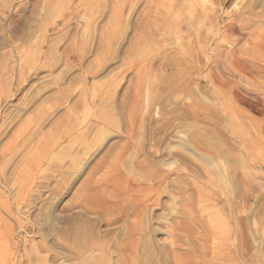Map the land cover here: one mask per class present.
Listing matches in <instances>:
<instances>
[{
	"label": "rangeland",
	"instance_id": "obj_1",
	"mask_svg": "<svg viewBox=\"0 0 264 264\" xmlns=\"http://www.w3.org/2000/svg\"><path fill=\"white\" fill-rule=\"evenodd\" d=\"M206 1L0 0V264H264V0Z\"/></svg>",
	"mask_w": 264,
	"mask_h": 264
},
{
	"label": "bare ground",
	"instance_id": "obj_2",
	"mask_svg": "<svg viewBox=\"0 0 264 264\" xmlns=\"http://www.w3.org/2000/svg\"><path fill=\"white\" fill-rule=\"evenodd\" d=\"M197 1H199V2H204V3H206L207 1L206 0H197ZM207 4V3H206ZM229 29H231V28H229ZM249 45H251V44H249ZM261 45H262V43H261ZM252 46H254L253 44H252ZM257 48V47H256ZM263 63H264V61H263ZM246 64H247V61H242V62H240L239 61V65H238V67H239V69L242 71V72H244V73H250V71L249 70H251V69H249L248 68V66H246ZM252 68H254V71L256 72H259V73H261L263 76H261V77H264V64H262V63H260L259 65H256V66H252ZM254 71H253V73H254ZM254 77V76H253ZM244 99V98H243ZM244 101V100H243ZM249 101V100H248ZM262 103H263V100H261V99H257V101H256V103H254V106L255 107H257V108H260L261 107V105H262ZM247 104V103H246ZM264 104V103H263ZM250 105V104H249Z\"/></svg>",
	"mask_w": 264,
	"mask_h": 264
}]
</instances>
